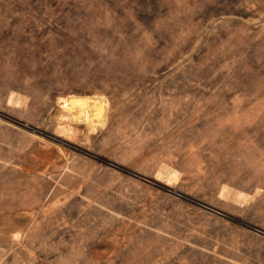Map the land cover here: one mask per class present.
Masks as SVG:
<instances>
[{
  "label": "rangeland",
  "instance_id": "1",
  "mask_svg": "<svg viewBox=\"0 0 264 264\" xmlns=\"http://www.w3.org/2000/svg\"><path fill=\"white\" fill-rule=\"evenodd\" d=\"M0 264H264V0H0Z\"/></svg>",
  "mask_w": 264,
  "mask_h": 264
}]
</instances>
